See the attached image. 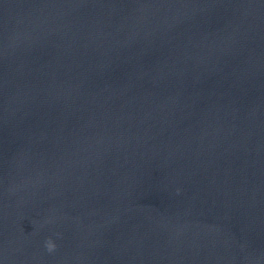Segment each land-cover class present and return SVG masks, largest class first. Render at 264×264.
Instances as JSON below:
<instances>
[{
    "label": "water",
    "instance_id": "water-1",
    "mask_svg": "<svg viewBox=\"0 0 264 264\" xmlns=\"http://www.w3.org/2000/svg\"><path fill=\"white\" fill-rule=\"evenodd\" d=\"M0 264H264V0H0Z\"/></svg>",
    "mask_w": 264,
    "mask_h": 264
}]
</instances>
